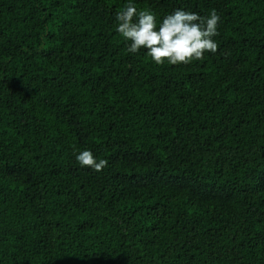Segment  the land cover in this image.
Here are the masks:
<instances>
[{"label": "trees", "instance_id": "1", "mask_svg": "<svg viewBox=\"0 0 264 264\" xmlns=\"http://www.w3.org/2000/svg\"><path fill=\"white\" fill-rule=\"evenodd\" d=\"M128 2L0 0V264H264V0H132L220 17L163 66Z\"/></svg>", "mask_w": 264, "mask_h": 264}, {"label": "clouds", "instance_id": "2", "mask_svg": "<svg viewBox=\"0 0 264 264\" xmlns=\"http://www.w3.org/2000/svg\"><path fill=\"white\" fill-rule=\"evenodd\" d=\"M116 31L128 41L127 51L137 54L141 49L158 66L189 64L203 60L205 53H215L218 44L213 39L219 35L220 17L213 9L209 16L176 9L157 22L150 9H137L132 0L116 13ZM82 167L97 172L108 166L106 159H97L91 151L84 150L76 156Z\"/></svg>", "mask_w": 264, "mask_h": 264}]
</instances>
